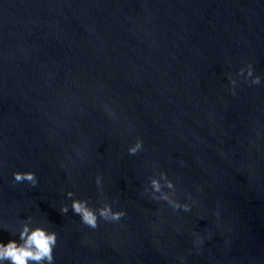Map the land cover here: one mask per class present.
I'll use <instances>...</instances> for the list:
<instances>
[{
	"label": "water",
	"instance_id": "1",
	"mask_svg": "<svg viewBox=\"0 0 264 264\" xmlns=\"http://www.w3.org/2000/svg\"><path fill=\"white\" fill-rule=\"evenodd\" d=\"M26 217L53 264H264V0H0V240Z\"/></svg>",
	"mask_w": 264,
	"mask_h": 264
},
{
	"label": "clouds",
	"instance_id": "2",
	"mask_svg": "<svg viewBox=\"0 0 264 264\" xmlns=\"http://www.w3.org/2000/svg\"><path fill=\"white\" fill-rule=\"evenodd\" d=\"M237 75L242 76L245 81L251 78L252 84L260 83V76L253 75V65L248 63L246 66L237 70ZM230 85L233 87L230 91L234 94V88L237 84L236 79L231 76L228 77ZM109 114H111L109 112ZM143 147V141L140 138H136L133 143L127 147V152L130 155L136 154ZM13 180L15 182L27 181L30 185L35 186L37 183L36 174L32 171H14L12 173ZM161 180L164 181V187L168 189H175V185L171 179L168 178L164 171L159 172V177L153 176L149 180V188H145L144 191L149 193L153 200L162 199L165 202L171 204L174 209H182L189 211L191 204L189 202L171 201L166 194L157 196L156 193L161 192ZM95 184L99 189L102 184V178L100 174L95 177ZM65 195L69 198L73 197L71 190L67 191ZM187 200L190 201L191 197L187 196ZM194 202V201H193ZM71 211L78 215L80 221L87 225L89 228L95 229L98 225V218L104 221H118L125 215L123 209H114L107 201H103L100 206L92 207L87 199H71L69 204H61L59 211L61 213H67ZM31 217H26L25 222L21 223L18 231L15 233V238L8 239L6 242L0 240V264H53V249L57 243V233L53 230H49L43 226L42 223H29ZM194 235H196L194 233ZM202 243V238L196 235L193 241L194 245ZM183 258H181L182 261Z\"/></svg>",
	"mask_w": 264,
	"mask_h": 264
}]
</instances>
